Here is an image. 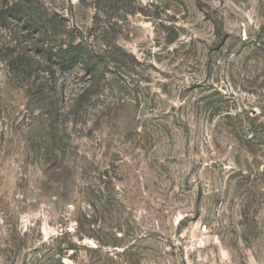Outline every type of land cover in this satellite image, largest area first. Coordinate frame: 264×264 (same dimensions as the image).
Returning a JSON list of instances; mask_svg holds the SVG:
<instances>
[{"label": "rangeland", "instance_id": "374dc122", "mask_svg": "<svg viewBox=\"0 0 264 264\" xmlns=\"http://www.w3.org/2000/svg\"><path fill=\"white\" fill-rule=\"evenodd\" d=\"M0 264H264V0H0Z\"/></svg>", "mask_w": 264, "mask_h": 264}, {"label": "trees", "instance_id": "16d2710c", "mask_svg": "<svg viewBox=\"0 0 264 264\" xmlns=\"http://www.w3.org/2000/svg\"><path fill=\"white\" fill-rule=\"evenodd\" d=\"M66 60H67V63H70L71 62V59L69 57L66 58Z\"/></svg>", "mask_w": 264, "mask_h": 264}]
</instances>
